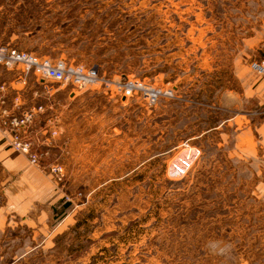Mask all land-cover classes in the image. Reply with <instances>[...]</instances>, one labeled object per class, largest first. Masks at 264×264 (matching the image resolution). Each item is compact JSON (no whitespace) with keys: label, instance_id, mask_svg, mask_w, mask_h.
<instances>
[{"label":"rangeland","instance_id":"obj_1","mask_svg":"<svg viewBox=\"0 0 264 264\" xmlns=\"http://www.w3.org/2000/svg\"><path fill=\"white\" fill-rule=\"evenodd\" d=\"M0 44L101 78L34 139L61 198L0 215V264H264V0H0Z\"/></svg>","mask_w":264,"mask_h":264},{"label":"crops","instance_id":"obj_2","mask_svg":"<svg viewBox=\"0 0 264 264\" xmlns=\"http://www.w3.org/2000/svg\"><path fill=\"white\" fill-rule=\"evenodd\" d=\"M14 80L13 70L0 67V166L5 172V177L0 180V193L3 196L0 215H7L9 211L12 213L20 211L23 214L26 209H32L31 204L34 207L40 202L53 205L61 198L57 182L45 165L30 164L25 155L16 153L9 147L8 133L2 121L23 108L42 105L44 111L30 124L26 132L33 143L37 137L40 138L41 143H45L47 138L52 137L49 133L53 128L50 124L51 120L56 122V129L59 132L68 127V117L74 112V107L69 105L75 102L76 97L72 91L68 94H59L64 88H57L48 96L42 83L32 75L27 78L23 86L18 88L15 87ZM71 128L70 133L73 130L72 121ZM46 133L49 136H46ZM19 207L22 210L16 211L20 209Z\"/></svg>","mask_w":264,"mask_h":264},{"label":"built area","instance_id":"obj_3","mask_svg":"<svg viewBox=\"0 0 264 264\" xmlns=\"http://www.w3.org/2000/svg\"><path fill=\"white\" fill-rule=\"evenodd\" d=\"M0 67L15 72L14 85L16 88L23 86L30 75L34 76L42 83L45 94L48 96L52 95L57 88L70 87L73 90L101 84V78L95 67L67 64L61 59L52 61L47 57L19 50L9 44H0ZM250 68L257 74L264 75V57L253 60L250 63ZM102 85L106 87L112 85L113 90L123 98L140 94L148 105L155 104L158 96L164 93L161 89L148 86L138 79L126 78ZM43 111L42 105L31 106L21 109L18 113L12 114L2 121L4 129L8 133L9 147L25 155L30 164L37 166L40 164L41 158L46 155V151L34 149L33 140L26 131ZM50 124L53 128L49 133L54 137L57 134V124L52 120ZM190 165V157L180 160L179 164H174V174H183ZM50 170L56 175L61 172V166L53 164Z\"/></svg>","mask_w":264,"mask_h":264}]
</instances>
